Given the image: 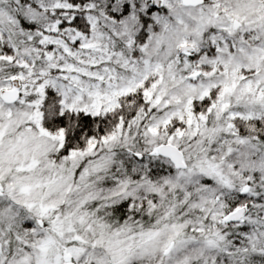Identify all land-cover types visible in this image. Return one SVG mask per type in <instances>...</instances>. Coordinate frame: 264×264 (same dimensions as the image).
<instances>
[{
	"label": "rangeland",
	"instance_id": "1",
	"mask_svg": "<svg viewBox=\"0 0 264 264\" xmlns=\"http://www.w3.org/2000/svg\"><path fill=\"white\" fill-rule=\"evenodd\" d=\"M108 5L84 6V32L63 24L82 9L67 0H0V264H217L222 251L238 264L249 251H229L219 225L240 206L245 219L251 207L264 216V195L231 210L215 196L257 197L254 179L264 188V151L233 123L264 115V0ZM185 44L195 49L181 53ZM14 79L8 103L1 92ZM46 87L73 111L104 113L139 89L149 106L60 155L63 129L42 123ZM213 90L208 111L195 112L193 101ZM173 118L186 126L168 131ZM164 143L183 153L184 168L156 153ZM125 200L139 215L111 219L109 207ZM246 239L264 264V231Z\"/></svg>",
	"mask_w": 264,
	"mask_h": 264
},
{
	"label": "trees",
	"instance_id": "2",
	"mask_svg": "<svg viewBox=\"0 0 264 264\" xmlns=\"http://www.w3.org/2000/svg\"><path fill=\"white\" fill-rule=\"evenodd\" d=\"M67 1L73 5H79L78 7L82 9L75 10L72 19L69 21H64L63 24H67L75 29L88 32L90 26L86 16L84 15V6L92 1L102 0ZM106 1L109 2L108 7H111L113 2L116 0ZM151 9L153 8H150V11ZM156 10H160V8ZM17 12V16L19 17L22 27L25 29L32 27L33 24L28 23L26 21V17L23 16L19 10ZM108 12L113 16H117V14L112 12L111 9H109ZM142 18L147 22V18L145 16ZM144 32L145 31L143 30L139 35L141 41H144V38L146 37ZM214 97L216 98V90H213L209 97L195 99L193 101V110L197 113L207 112ZM148 106L149 103L146 100L143 91L139 89L137 91L120 95L118 105L104 113L92 114L86 111H73L63 108L62 98L57 90L53 89L52 87H46L41 105L42 123L46 128L51 130L63 129V141L59 150V154L62 155L69 153V151L73 149L78 150L84 148L87 142L92 138L98 139L102 136L112 133L121 123L123 125H127L130 121L141 115V113L146 108H148ZM233 123L241 136L246 137L259 151H264V115L250 119H242L237 117L233 119ZM185 126L186 124L184 121L173 118L170 120L169 124H167V130L172 132L176 128L183 129ZM152 157L153 159L161 158L159 155H154ZM151 165H154V167L151 169L152 172L156 173L160 170L159 165L155 164V162H152ZM247 183L250 186L249 189L251 192L256 193L257 197H246L244 194L239 192L238 198H233L231 195H229L227 191L228 189H222L220 192L224 193L223 196H215V201H224L226 203L224 210H231L233 206L237 205L238 203H243L242 200L246 201L248 204H250L248 201H262L264 188L263 185H261V182L258 179H254L248 181ZM245 197L247 199H245ZM218 198L220 200H218ZM251 211L252 207L250 208L249 217L247 219H245V217L241 222H230L227 224L220 223L219 225L220 238L228 242L227 249L229 251L237 250V253L243 249L246 250V252L249 251L247 254L245 253L246 255L243 252L238 254L240 257L238 264H254L255 259L257 260L258 258V256L255 254L258 250H252V248L249 250L247 249L246 238L248 236L255 237L262 234L264 231V216L261 212L254 214L251 213ZM129 212L132 213L134 217L139 215V213H137L134 209L130 208L129 200L122 201L112 207H109L111 219L122 220L126 218ZM229 257H231V254H227L222 251L217 258V264H231Z\"/></svg>",
	"mask_w": 264,
	"mask_h": 264
},
{
	"label": "water",
	"instance_id": "3",
	"mask_svg": "<svg viewBox=\"0 0 264 264\" xmlns=\"http://www.w3.org/2000/svg\"><path fill=\"white\" fill-rule=\"evenodd\" d=\"M152 1V6L154 8H161L162 4H163V0H151ZM203 2V0H182V3L185 5H199ZM235 27H237L239 25V23L237 21L234 22ZM195 49L194 46L190 45V44H185V45H181V47L179 48V51L181 53H187L189 51H193ZM197 74H191V78L192 79H196ZM14 83V89L9 90V89H5L1 92V96L2 98L8 102H15L18 98V87H19V83L17 79L13 80ZM156 153L169 158L172 163L174 164V166L176 168H184L185 167V162L183 159V153L175 146L169 144V143H164V144H160L159 147L157 148ZM248 189V185H245L243 188L242 192L247 191ZM248 211L247 206H240L235 208L234 210L230 211L227 215H225L222 219L223 222L229 223V222H238V221H242L244 219V216L246 215Z\"/></svg>",
	"mask_w": 264,
	"mask_h": 264
},
{
	"label": "flooded vegetation",
	"instance_id": "4",
	"mask_svg": "<svg viewBox=\"0 0 264 264\" xmlns=\"http://www.w3.org/2000/svg\"><path fill=\"white\" fill-rule=\"evenodd\" d=\"M1 190H2V187H0V194L2 193V191H1Z\"/></svg>",
	"mask_w": 264,
	"mask_h": 264
}]
</instances>
